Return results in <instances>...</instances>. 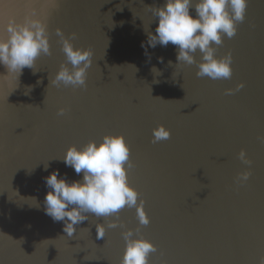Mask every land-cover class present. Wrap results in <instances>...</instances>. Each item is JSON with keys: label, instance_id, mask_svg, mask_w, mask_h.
Instances as JSON below:
<instances>
[{"label": "water", "instance_id": "obj_1", "mask_svg": "<svg viewBox=\"0 0 264 264\" xmlns=\"http://www.w3.org/2000/svg\"><path fill=\"white\" fill-rule=\"evenodd\" d=\"M164 2L0 0V37L7 38L9 20L22 23L35 10L51 46L19 78L0 65V264H120L128 230L158 249L149 264H259L264 257V143L257 139L264 136V0H248L236 36L216 50L232 55L228 80L198 78L195 64L177 66L171 44L147 45L157 26L151 9ZM57 29L76 33L75 47L93 53L86 88L50 84L65 63ZM161 125L170 138L153 143ZM112 135L130 148L128 182L150 224L141 226L126 207L118 218L89 214L70 238L44 212L43 178L58 169L81 180L62 162L66 150ZM245 171L251 176L239 183ZM97 223L104 239L96 238Z\"/></svg>", "mask_w": 264, "mask_h": 264}, {"label": "clouds", "instance_id": "obj_2", "mask_svg": "<svg viewBox=\"0 0 264 264\" xmlns=\"http://www.w3.org/2000/svg\"><path fill=\"white\" fill-rule=\"evenodd\" d=\"M247 7L248 0H165L162 7L151 9L157 26L155 34L148 33L147 45L152 48L157 45L175 46L176 65L195 64L198 78L231 79V53L217 57L216 50L225 38L236 36L237 26L245 21ZM3 31H6L7 38L0 37V65L6 67L8 73L18 74L19 78L23 69L34 68L39 57L51 55L47 23L35 10L22 23L9 20ZM56 34L65 63L49 80L50 84L56 87L86 88L87 70L93 59L92 51L75 47L72 41L77 39L76 33L65 36L57 29ZM197 52L200 54L199 62L195 57ZM152 72L160 73L155 67ZM243 87L241 83L236 90ZM31 90V86H28L25 95ZM64 113L65 110L61 109L57 115L63 116ZM152 135V142L158 143L169 139L171 133L161 125L153 129ZM257 139L264 143V136ZM130 156V148L124 137L118 135L105 136L100 143L90 141L81 148L69 147L61 160L78 176L82 174V179L69 181L67 175L61 176L58 169L44 177L49 189L44 197L45 214L53 222H63V232L70 238L76 232V226L88 220L89 214L97 218H118L117 214L126 207L135 208L139 224L147 227L150 219L143 210V201L138 203L139 194L128 182V169L133 167ZM239 159L249 167L252 164L251 160L246 159L243 150ZM48 167L45 163L44 170L47 171ZM250 176L251 172L245 171L238 175L237 181L244 183ZM117 226L113 222L107 227ZM95 227L96 238L104 239V224L97 223ZM122 236L125 250L120 264H149L150 255L158 251L152 242L142 237L135 238L131 230L122 232ZM259 264H264V257Z\"/></svg>", "mask_w": 264, "mask_h": 264}]
</instances>
